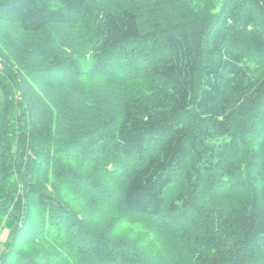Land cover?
I'll list each match as a JSON object with an SVG mask.
<instances>
[{
	"label": "trees",
	"instance_id": "16d2710c",
	"mask_svg": "<svg viewBox=\"0 0 264 264\" xmlns=\"http://www.w3.org/2000/svg\"><path fill=\"white\" fill-rule=\"evenodd\" d=\"M3 231L0 264H264V0H0Z\"/></svg>",
	"mask_w": 264,
	"mask_h": 264
},
{
	"label": "rangeland",
	"instance_id": "374dc122",
	"mask_svg": "<svg viewBox=\"0 0 264 264\" xmlns=\"http://www.w3.org/2000/svg\"><path fill=\"white\" fill-rule=\"evenodd\" d=\"M107 208H111V207L104 206V207H102V210L101 211H103V210H105ZM125 224H126V222H125ZM125 224H120L119 222H116L115 225H114V227L112 228L114 230V233H116V232L118 233V231L119 232L124 231ZM7 236H8V232L7 231H3L0 234V255H1L2 251H3V244L6 241Z\"/></svg>",
	"mask_w": 264,
	"mask_h": 264
}]
</instances>
